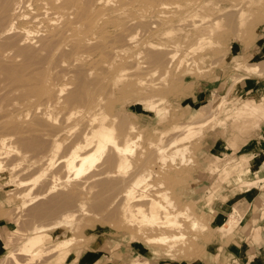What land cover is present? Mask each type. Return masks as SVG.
<instances>
[{
	"label": "bare ground",
	"instance_id": "1",
	"mask_svg": "<svg viewBox=\"0 0 264 264\" xmlns=\"http://www.w3.org/2000/svg\"><path fill=\"white\" fill-rule=\"evenodd\" d=\"M254 5L264 11V0H0V171L7 173L6 181L14 182V194L22 199L17 208L35 220L30 222L32 226L28 224L31 232L19 237L23 239L16 248L1 253L4 260L25 264L19 255L44 259L68 249L71 238L49 244L44 232L96 210L110 216L119 212L137 233H144V227L153 224L181 225L185 210L169 209L167 193L148 196V207L142 205L147 196L134 194L139 186L146 187L150 174L139 173L134 180L127 176L137 139L134 134L139 129L110 107V82L128 70L134 82L144 87L151 83L143 79L146 73L152 77L164 68L161 73L166 75L168 67L174 69L178 54L187 60L200 43L204 46L211 34L210 24H216V19L224 18L233 26L240 21L235 16ZM151 37L163 41L153 42ZM259 65L256 61L252 67L264 70ZM158 97L148 93L139 101L147 102L148 109L155 111L161 100ZM206 105L200 107L206 116L184 123L179 130L183 134L174 133L163 142L162 133L161 144L154 150L162 163L170 143L190 138L212 121L219 104L214 109ZM258 105L263 107L252 101L241 107L255 112ZM249 159L242 158L244 172L233 175L231 183L243 184L245 173L250 172ZM23 161L31 172L21 167ZM23 173L29 176L21 177ZM245 183L247 186L248 181ZM54 214L59 217L57 221H43L50 215L55 219ZM179 216H183L180 221ZM195 223L196 218L191 225ZM227 223L228 227H220L224 235L237 224L235 210ZM9 235L5 243L13 240ZM183 235L162 233L143 236V240L168 245L178 243L175 240L185 238ZM171 243L169 249L174 246ZM58 256L63 257L61 253Z\"/></svg>",
	"mask_w": 264,
	"mask_h": 264
},
{
	"label": "rangeland",
	"instance_id": "2",
	"mask_svg": "<svg viewBox=\"0 0 264 264\" xmlns=\"http://www.w3.org/2000/svg\"><path fill=\"white\" fill-rule=\"evenodd\" d=\"M256 6L254 5L255 8L253 6L248 7L242 15L235 16L236 18H234L238 19L239 17L240 21H236L237 24L233 26H228L229 24L225 22L223 16L221 17L223 20L216 19L215 27L214 24L209 22L211 34L208 38L210 39H205L208 44L204 41L206 44L202 46L200 43V46L198 45L195 51L193 50L194 52L191 51L192 54H188V59L186 58L188 61L182 56L183 54H178L179 56L177 55L174 60L176 66L173 63L174 69L168 67L170 71L168 70L167 76L161 73L164 68H160L158 74L156 70L152 73L154 75L152 77H149L146 73L145 77L143 75L142 77L151 80V83L141 87L134 82L135 79L130 74L131 72L128 73V70H126L120 72V76L118 75L115 80L112 79L110 82L111 96L108 99L110 107L119 114L125 115L129 121L136 123L139 129L134 134L137 139H135L136 143L133 145V157L130 158L133 160L129 164L127 176L134 180L135 175L138 174L139 176V173L143 176L150 174V177L148 175L145 181L146 187L139 186L134 194H140L143 198L147 196L143 200L142 205L144 206V203H149L148 199L156 193H167L172 206H169V209H175L177 212L182 209L185 210L183 216L187 218L178 217V220L183 219L181 225L167 227L166 224L162 226L156 224L157 227L153 224L155 227L152 225L150 227L145 226L142 230L144 233H137L134 231V229L136 230L135 226L133 225V227L126 223L124 219H121L119 212L110 216L106 212L100 213L96 210L91 212L93 216L90 214L81 217L76 216L79 219L78 221L60 222V224L48 227L44 232L49 236V244L58 242L62 237L71 238L72 242L68 249L47 255L44 259L19 255L22 262H25V264H69L95 251L102 242H107L113 253L121 250L119 255L127 263H138L140 261L141 264H157L159 258L189 261L203 255L202 240L205 231L209 232L210 236L208 247H210L211 259L216 262L219 254L224 251V247L233 243V231L224 235V233H221L220 227H226L227 222L226 225L218 227L211 221L206 222L202 215L198 216L196 210L193 209L197 205L196 201L206 194V190L210 191L213 188L214 191L218 188V196L224 194L222 195L223 200L228 199L231 195H234V198H242L245 193L247 194L245 197H250L249 195L259 191L264 192V171H262L264 167L263 165L260 166V163L264 160V145L258 146L259 150L253 154L247 151L248 143L251 140L259 138L264 142V70H262V73L261 69L254 70V67H252V64H256L257 61V63H260L258 68L260 66L264 68V11H261L258 7L256 8ZM236 22L234 20V23ZM236 26L237 29H235ZM205 27L207 28L208 25ZM149 40L153 42L163 41L159 37H151ZM252 45H259L262 48V53L251 60L245 61L239 57H233L234 51L239 47L247 48ZM178 53L182 52L179 51ZM181 57L183 59H180ZM237 62L252 64L245 67L244 63L237 65ZM165 69L167 70V68ZM163 73H166V71H163ZM245 76L255 77L258 83L254 84L252 89L244 88V84L240 87L239 81ZM142 77L139 76V78ZM202 91L204 94L199 95L198 92ZM148 93L159 95L158 100L161 99L160 102L157 101L159 103L156 104L158 107H155V111L148 109L147 102L140 104L139 100L146 97ZM248 101L263 104V107L258 105L259 108L255 112L243 110L244 103H248ZM202 104H207V107L210 105L212 109L217 108L216 105L219 104L217 110L215 109V115L212 116L215 117L206 124L203 130H200L201 132L199 131V133L188 139L179 138L170 143L168 146L172 145L166 147L165 156L167 157L162 163V160L158 158L159 156L154 151L161 144L159 138L162 133L165 134L163 142H168L172 136L180 133L179 130L182 129L184 123L206 116L200 111ZM183 133L182 131L180 134ZM178 136L179 134L176 137ZM138 153L139 155L142 153L139 156L140 158L137 157ZM142 156H146L143 158L144 160ZM242 156L250 158L248 165L250 172L245 173L246 177L243 184L229 185L224 182L226 178L231 181L233 175L244 172V167H241ZM137 158L142 159L140 164V160ZM20 165L27 169L26 161H23ZM140 165L141 167H139ZM201 170L207 173L208 180L202 187L203 193L199 195L200 198H194L192 190V186L195 184L194 175ZM29 172H31V169L28 168L27 173ZM27 173L21 174V177H24V175L29 176ZM6 175V172L0 171V225L8 228L7 235L10 234L9 236H12L13 240L11 238L10 243H5L6 235L2 239V245L0 242V264H15L11 258L4 260L1 253L8 248H16L23 239L19 237H25V234L31 232L30 226L34 224L35 220L29 217L27 211L17 208L20 206L22 199L15 196L14 182L6 181L8 180ZM246 181H248L247 186L244 185ZM243 185L244 187H242ZM228 191L232 192L229 196L225 195ZM42 200L45 199H41L40 202ZM140 202L142 203V201ZM36 203L38 204L39 201L33 203V206ZM141 203L139 206L143 209L148 207V203H146L147 207H143ZM137 206L134 207L137 209ZM56 214H54L55 219L50 215L49 218L47 216V219L45 218L43 221L47 222L46 224H49L50 221H57L59 213ZM195 218L196 223L191 225V221ZM32 221L33 224H31ZM43 221L42 223H44ZM182 232L185 238L182 237L183 239H179L180 241L175 240L178 243L171 241L173 243H170L174 246L170 249V243L168 245L160 242L148 243L143 240V236L146 235L156 236L162 233L171 235L174 233L182 234ZM206 241L208 242V237H206ZM59 253L63 255L60 259ZM89 257L87 256V258Z\"/></svg>",
	"mask_w": 264,
	"mask_h": 264
},
{
	"label": "crops",
	"instance_id": "3",
	"mask_svg": "<svg viewBox=\"0 0 264 264\" xmlns=\"http://www.w3.org/2000/svg\"><path fill=\"white\" fill-rule=\"evenodd\" d=\"M261 53L262 48L259 45H252L247 48L239 47L234 51L233 57H239L245 61L251 60ZM256 83H258V80L253 76H245L239 81L240 87L244 84V88L248 89H252ZM198 94L202 95L204 92H198ZM248 145V153L253 154L259 150L258 146L264 145V142L258 138L257 140H251ZM207 180L208 175L205 171L196 172L194 175L195 184L192 186L194 198H200L199 195L203 193L202 187ZM224 182L232 186L234 185L230 181ZM217 191L218 188L215 191L214 188L210 191L206 190V194L196 201L197 205L193 209L196 210L198 216L202 215L206 222L211 221L215 225H218V227L226 225L230 213L232 214L235 210L237 224L231 230L234 236L233 243L224 247V251L219 254L215 262L211 259L210 247H208L210 245L209 232L205 231L202 240L203 255L189 261L174 260L175 258H159L157 264H264V206H262L264 204V192L259 191L258 193L249 195L250 197H245L247 195L245 193L242 198H234V195H231L228 199L223 200L222 195L224 194L218 196L219 193ZM231 193V191H228L225 195L229 196ZM7 231V227L0 225L1 245L3 237L7 235ZM206 237H208V242L206 241ZM119 252L113 253L110 245L107 242H102L95 251L69 264H141L140 261L138 263L125 262L120 257ZM87 256L90 257L87 258Z\"/></svg>",
	"mask_w": 264,
	"mask_h": 264
}]
</instances>
